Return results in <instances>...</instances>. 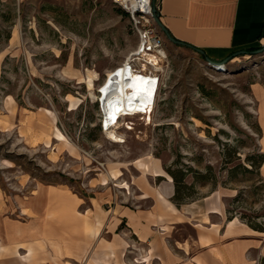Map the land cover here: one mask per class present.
<instances>
[{
	"label": "rangeland",
	"instance_id": "obj_1",
	"mask_svg": "<svg viewBox=\"0 0 264 264\" xmlns=\"http://www.w3.org/2000/svg\"><path fill=\"white\" fill-rule=\"evenodd\" d=\"M138 46L131 19L111 0H0V203L14 213L40 187L81 198L84 232L66 242L86 248L65 264H90L97 243L88 231L100 207L109 214L115 206L151 208V200H140L144 192L166 202L163 194L175 188L168 172L180 177L185 204L208 203L223 223L244 224L264 238V50L220 72L164 38L163 71L146 72L159 77L154 107L146 118L121 117L117 142L103 128L99 87ZM133 56L132 70L142 71L147 56ZM86 69L97 73L93 88ZM198 229L187 221L170 242L193 240ZM113 256L93 259L135 264ZM143 261L149 258L136 260ZM33 262L45 264L39 254Z\"/></svg>",
	"mask_w": 264,
	"mask_h": 264
},
{
	"label": "crops",
	"instance_id": "obj_2",
	"mask_svg": "<svg viewBox=\"0 0 264 264\" xmlns=\"http://www.w3.org/2000/svg\"><path fill=\"white\" fill-rule=\"evenodd\" d=\"M160 7L159 18L169 34L201 49L212 61L227 60L233 67L239 58L254 54L250 49L264 47V0H161ZM148 167L162 170L156 163ZM144 193L140 200H151V208L133 210L115 206L111 214L94 206L96 198L89 199V212L96 213L97 208L101 215L89 231L88 224L83 222L89 233L87 238L97 243L88 263L93 264L94 257L107 251H113V260L124 262L125 256L134 259L135 264H246L253 257L264 255L261 233L244 224L228 227L222 221L221 211H208V203L177 206L170 189L163 194L171 206L168 207L158 195ZM81 201L74 195H66L64 190L40 187L14 213L5 211L0 203V264H40L33 262L38 254L45 264H65L66 259L76 263L75 258L86 247L78 243L71 248L66 239L70 235L80 239L83 234L81 217L85 215L77 212ZM187 221L200 227L195 239L171 243L174 230ZM91 230L97 233L93 235ZM35 243L43 250L36 253ZM142 257H148L149 262H136Z\"/></svg>",
	"mask_w": 264,
	"mask_h": 264
},
{
	"label": "bare ground",
	"instance_id": "obj_3",
	"mask_svg": "<svg viewBox=\"0 0 264 264\" xmlns=\"http://www.w3.org/2000/svg\"><path fill=\"white\" fill-rule=\"evenodd\" d=\"M132 53L125 57L118 67L107 74L103 85L99 87V100L101 101L103 112V128L106 134L117 142L120 140L118 139L120 136L116 135L114 131L119 128L121 117L144 116L146 118L149 117L150 111L154 107L151 100L154 95L155 77L157 74H148L146 72L149 70L155 72L163 71L161 66L162 59L165 57L163 49L159 51L158 56L148 55L147 61L141 65L142 68L140 69L142 71L140 72L138 70L133 71L131 68V57L134 58ZM216 69L220 72L228 71L224 68ZM97 77V73L92 71V69H86L85 78L89 88L94 87V81L97 80ZM129 128L131 127L129 126ZM101 179L104 182L106 181L105 176L101 177ZM232 225L229 223L228 227ZM93 264H96L94 259Z\"/></svg>",
	"mask_w": 264,
	"mask_h": 264
},
{
	"label": "built area",
	"instance_id": "obj_4",
	"mask_svg": "<svg viewBox=\"0 0 264 264\" xmlns=\"http://www.w3.org/2000/svg\"><path fill=\"white\" fill-rule=\"evenodd\" d=\"M112 3L122 11H124L131 19L132 25L135 27L138 38V50L133 53L139 55L158 56L164 45V35L157 27L154 21V14H160L161 0H111ZM138 58V57H137ZM210 68L228 69L227 63H206ZM154 95L152 104L154 105L155 95L158 89L159 77H155Z\"/></svg>",
	"mask_w": 264,
	"mask_h": 264
},
{
	"label": "water",
	"instance_id": "obj_5",
	"mask_svg": "<svg viewBox=\"0 0 264 264\" xmlns=\"http://www.w3.org/2000/svg\"><path fill=\"white\" fill-rule=\"evenodd\" d=\"M153 18H154V21H155L157 27H158V28L160 29V31L163 33L164 38H165L168 42H170L171 44L176 45V46H183V47L191 48L194 52H196L197 54L203 56V57H204V60H205L206 62H210V63L213 62L212 60H210V59L204 54V52H203L201 49L194 48V47H190L189 45H187V44H185V43H182V42H180V41L174 39V38L169 34V32L166 30V28L163 26V24L161 23L160 18H159V14L155 13L154 16H153ZM262 50H264V47H262V48H260V49H257V50H255V51H252V53H254V54H256V53H260ZM241 53L243 54L244 52L242 51ZM226 62H227V60H224V61H222L221 63H224V64H225ZM213 63H214V62H213Z\"/></svg>",
	"mask_w": 264,
	"mask_h": 264
},
{
	"label": "trees",
	"instance_id": "obj_6",
	"mask_svg": "<svg viewBox=\"0 0 264 264\" xmlns=\"http://www.w3.org/2000/svg\"><path fill=\"white\" fill-rule=\"evenodd\" d=\"M257 50V48H253L250 49L249 51H255ZM169 175L172 177L173 182H174V194L172 197V200L174 201V203H176L177 206H180L182 204H185V202H183L182 200V189L185 188L184 185H182L181 183V179L180 177H178L175 173L172 172H168ZM261 264H264V259L261 260Z\"/></svg>",
	"mask_w": 264,
	"mask_h": 264
}]
</instances>
